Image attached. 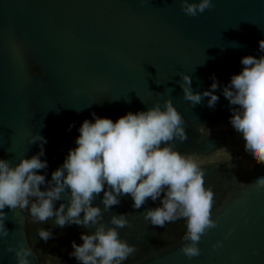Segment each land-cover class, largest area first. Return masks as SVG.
Here are the masks:
<instances>
[{"label":"water","instance_id":"1","mask_svg":"<svg viewBox=\"0 0 264 264\" xmlns=\"http://www.w3.org/2000/svg\"><path fill=\"white\" fill-rule=\"evenodd\" d=\"M262 39L264 0H212L211 8L194 17L181 11L179 0H0V159L12 167L22 157L30 159L41 148L39 141H29L43 136L40 159L48 166L38 174L45 176L40 187L46 190L52 173L77 147L82 122H94L92 113L115 122L156 104L163 109L171 99L188 137L174 140V148L211 156L213 164L202 167L205 187L214 192L217 227L206 231L200 255L189 259L180 251L189 243L181 239L183 219L164 227L143 219L148 209L162 206L163 193L140 209L122 195L103 212L101 192L92 206L102 209L106 227H114L111 215L130 213L129 225L117 231L137 252L122 264H264V190L252 186L264 176V165L245 151L242 135L230 123L237 106L223 95L231 77L242 71L243 57L264 56ZM181 72L191 77L194 93L211 90L215 77L214 107L208 106L209 97L194 106L183 99ZM233 177L250 186L242 188ZM61 195L54 209L63 203L66 211L67 190ZM3 212L9 234L0 238V264H17L8 248L21 243L33 248L30 264H45V257L50 264H81L70 256L72 242L82 244L81 234H91L95 226L60 227L55 217L31 222L19 208ZM39 228L52 237L40 239Z\"/></svg>","mask_w":264,"mask_h":264},{"label":"clouds","instance_id":"2","mask_svg":"<svg viewBox=\"0 0 264 264\" xmlns=\"http://www.w3.org/2000/svg\"><path fill=\"white\" fill-rule=\"evenodd\" d=\"M179 2L181 11L190 17L212 7V0ZM259 49L264 52V39L259 41ZM240 62L242 71L231 77L230 84L223 88V95L230 105L237 106L232 109L230 123L242 135L245 151L257 164L264 165V56L257 59L249 55ZM177 75L183 81L180 87L185 101L194 106L202 97H209L210 108L218 102L215 94L218 83L214 76L211 90L194 93L191 77L183 72ZM92 116L94 122L88 119L82 122L80 135L75 140L77 147L69 150L63 164L52 173L46 190L40 187L46 183L45 176L38 174V170L48 166L40 159L47 142L43 136L36 134L29 141L30 144L39 141L41 148L30 159L22 157L14 167L0 159V238L9 234L3 209L19 208L28 213L31 222L46 223L55 217V224L60 227L95 226L91 234H81L82 244L72 242L70 256L81 264H122L137 252L136 246L120 239L117 231L129 225L130 213L111 215L109 224L114 227H106L101 222L102 209L93 207L92 201L103 192V212H110L112 206L120 203L118 197L129 195L132 207L140 209L149 198L156 201L163 193L162 206L148 209L143 219L158 227L183 219L186 231L181 239L189 243L182 244L180 251L189 259L199 256L201 237L217 227L211 213L214 192L210 186L205 187L202 167L213 162L211 156L202 158L194 152L182 154L174 148V140L184 142L188 137L183 127L184 118L172 100L166 99L163 109L156 104L146 111L128 112L115 122L97 117L95 113ZM232 182L238 183L235 177ZM238 184L242 188L250 186ZM252 186L258 192L264 190V176L257 178ZM66 190L67 210L63 203L54 209V201L61 200ZM37 232L45 242L52 237L50 230L39 228ZM219 245L217 242L213 247ZM8 251L14 254L17 264H30L28 257L34 254L33 248L23 243L15 248L10 246ZM45 264H50V257H45Z\"/></svg>","mask_w":264,"mask_h":264}]
</instances>
